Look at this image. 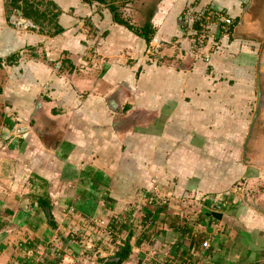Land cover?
<instances>
[{"label":"crops","instance_id":"crops-1","mask_svg":"<svg viewBox=\"0 0 264 264\" xmlns=\"http://www.w3.org/2000/svg\"><path fill=\"white\" fill-rule=\"evenodd\" d=\"M9 1L0 264H91L123 244L124 264L149 244L179 264H264V0H200L232 19L207 63L180 36L190 0H46L57 11L47 32L22 16L24 0ZM189 196L202 199L196 213L183 208ZM130 215L152 227L136 236ZM119 217L120 238L104 239L94 221L113 229ZM89 224L83 258L74 229L87 235Z\"/></svg>","mask_w":264,"mask_h":264},{"label":"built area","instance_id":"built-area-1","mask_svg":"<svg viewBox=\"0 0 264 264\" xmlns=\"http://www.w3.org/2000/svg\"><path fill=\"white\" fill-rule=\"evenodd\" d=\"M231 21L232 19L228 16H225L223 13H221V11L204 9V6H200L199 0H192L187 3L179 13V30L180 36L185 42L190 55H192V57L199 58L203 62L207 63L208 55L211 52L217 50V48L219 47L220 37L228 33L229 28L232 24ZM215 30H217L218 34H220L218 37L214 36ZM16 132H18V129H16ZM242 187L243 183L241 181H237L233 188V191L238 192L242 190ZM201 201L202 199L200 196H189L188 198H184L185 205L183 206V208L188 209L189 212L192 211L196 213L197 211H199ZM214 202L215 200H212V203ZM138 216L139 215L135 216L134 220L133 217L130 215L129 219L131 223L135 222V226L132 228V233H136V236H139L138 234L142 233L141 231L143 229L152 227L151 220L141 221V218ZM120 220L121 219L119 217L117 220L118 222L116 221L113 223L115 226L113 229L109 227V225L105 222L102 235L104 239L110 240L111 237H116V239L120 238V235H112V232L118 234L122 231V228L120 227ZM122 220L127 222V216L123 217ZM136 220H138V222ZM100 223L101 221H94V226L96 227ZM77 236L79 238V241L81 242L79 244V248H81V250L83 251L87 249L89 252V249H91L94 244L92 239H88L89 235ZM67 238H69L71 242L74 243V237H72V235L71 237L70 235H67ZM148 240L153 241V235H149ZM116 243L118 244V241ZM148 247L149 248H147L145 255L139 259L137 264H179L175 260H171L169 255L161 254L158 250L150 248V244ZM200 247L204 250L207 249L208 241H201ZM53 255L58 257L59 253L56 251ZM107 260L108 258H103L102 260L95 262L94 259L91 264H105L104 262ZM121 264L124 263L122 262Z\"/></svg>","mask_w":264,"mask_h":264},{"label":"trees","instance_id":"trees-1","mask_svg":"<svg viewBox=\"0 0 264 264\" xmlns=\"http://www.w3.org/2000/svg\"><path fill=\"white\" fill-rule=\"evenodd\" d=\"M101 2H102V0H101ZM6 3H8L6 6H9L13 9L14 8L18 9V5H17L16 0H10L9 2H6ZM19 10L22 13V16L24 18L29 19L33 24H37L40 27L42 26L41 24H45V23L47 24V21H46L47 17H45L46 14L50 15V19H54L55 14L57 13V11L55 10V12L52 14L51 9L47 10L48 11L47 13L45 11L39 12L37 10V8L35 6H33L32 0H24L22 2V7ZM39 19H41V20H39ZM58 31L59 30L57 29L56 32H58ZM146 33H139V34H141L144 37V39H146L145 38V36L147 37ZM146 41H147V39H146ZM128 255H129L128 246H127V244H123V245L119 246V248L116 250V252L113 253V255L111 257H109L110 260H107L105 262V264H121L122 262H124L127 259Z\"/></svg>","mask_w":264,"mask_h":264},{"label":"rangeland","instance_id":"rangeland-1","mask_svg":"<svg viewBox=\"0 0 264 264\" xmlns=\"http://www.w3.org/2000/svg\"><path fill=\"white\" fill-rule=\"evenodd\" d=\"M42 1V4L39 6L40 8H44L46 11V13L48 12L47 10H50V7L48 6V4H46V0H41ZM191 1V0H190ZM92 3L93 4H95V3H97V1L95 2V1H92ZM102 3H103V1H102ZM187 3H189V2H187ZM186 3V4H187ZM199 3H200V0H199ZM99 5H100V2L98 3ZM97 4V5H98ZM185 4V5H186ZM184 5V6H185ZM42 26V28L47 32V31H51L50 29L53 27L52 26V24L50 23V24H41ZM84 26H85V29H86V31H88V22H86L85 24H84ZM45 27H46V29L48 28V30H46L45 29ZM88 33V32H87ZM87 35V34H86ZM91 49V48H90ZM149 54L151 55V54H153L155 51L153 50V48H152V46L151 47H149ZM87 51V50H86ZM134 198H136V195H134L133 196V199ZM135 202V201H134ZM136 203V202H135ZM125 209H127L128 210V207H127V203L123 206V207H121V209H120V212L122 211H126ZM120 212H118V214L120 213ZM93 220V219H92ZM101 221V223L98 225L99 226V228L101 229V231H100V234H102L103 235V227H104V225H105V222L104 221H102V220H100ZM97 227V226H96ZM90 229H91V224H89V227H87V231H86V233H87V235H90ZM72 232L73 231H71L70 233L72 234ZM74 232H75V234L76 235H85V234H82L83 233V231L80 229V228H78L77 230H75L74 229ZM85 232V231H84ZM71 234H69V235H71ZM73 235V234H72ZM99 235V234H98ZM74 236V235H73ZM73 239V238H72ZM73 241H75V239H73ZM71 242V240L68 238V241H67V243H70ZM72 243V242H71ZM83 246V245H82ZM88 252V250L86 249L85 251H83L82 253H81V255L80 256H83V258H85L86 257V254H88L87 253ZM99 258V260H102L103 259V256H100V257H98ZM97 258V259H98ZM107 259V258H106ZM92 260H93V258H92ZM110 260V259H109ZM106 262V261H105ZM104 262V263H105Z\"/></svg>","mask_w":264,"mask_h":264},{"label":"water","instance_id":"water-1","mask_svg":"<svg viewBox=\"0 0 264 264\" xmlns=\"http://www.w3.org/2000/svg\"><path fill=\"white\" fill-rule=\"evenodd\" d=\"M19 12L17 11V14H18ZM10 22L13 24V25H16V26H25V25H27V26H31V24H30V22L28 21V20H26V19H21V18H16L15 16H11L10 17Z\"/></svg>","mask_w":264,"mask_h":264}]
</instances>
